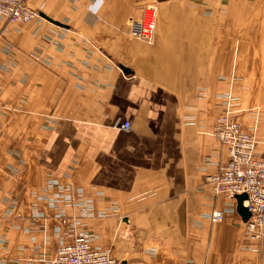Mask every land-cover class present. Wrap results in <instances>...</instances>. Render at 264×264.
Here are the masks:
<instances>
[{
    "label": "crops",
    "instance_id": "crops-1",
    "mask_svg": "<svg viewBox=\"0 0 264 264\" xmlns=\"http://www.w3.org/2000/svg\"><path fill=\"white\" fill-rule=\"evenodd\" d=\"M147 3L152 42L127 26ZM28 4L68 27L0 17V264L79 238L123 264H264V235L207 180L229 94L264 159V0Z\"/></svg>",
    "mask_w": 264,
    "mask_h": 264
},
{
    "label": "built area",
    "instance_id": "built-area-1",
    "mask_svg": "<svg viewBox=\"0 0 264 264\" xmlns=\"http://www.w3.org/2000/svg\"><path fill=\"white\" fill-rule=\"evenodd\" d=\"M39 12L28 5L27 0H0V17L12 22L25 23L39 17ZM157 24V10L154 5L146 8L141 20L131 19L130 34L140 40L152 42ZM234 102L226 107L217 118L214 135L229 153L228 162L216 175L207 176L214 193L232 195L246 193L245 204L251 216L246 222L256 238L264 235V159L257 155L258 139L247 131L236 118ZM128 127L129 123L126 122ZM215 222L224 220V212L213 213ZM42 264H123L108 251L94 248L87 240L77 239L59 247L54 259H44Z\"/></svg>",
    "mask_w": 264,
    "mask_h": 264
},
{
    "label": "water",
    "instance_id": "water-1",
    "mask_svg": "<svg viewBox=\"0 0 264 264\" xmlns=\"http://www.w3.org/2000/svg\"><path fill=\"white\" fill-rule=\"evenodd\" d=\"M40 15L47 18L48 20H50L53 23H56V24L63 26V27H68L67 25H65L59 21H56V20H54V19H52V18H50L44 14H40ZM121 67L127 74L131 73V69L124 67V66H121ZM235 198H236L237 203H238V206H237L238 212L242 216L244 222L246 223L251 216V213H250L248 207L245 205L248 201V195L246 193L236 194Z\"/></svg>",
    "mask_w": 264,
    "mask_h": 264
},
{
    "label": "rangeland",
    "instance_id": "rangeland-1",
    "mask_svg": "<svg viewBox=\"0 0 264 264\" xmlns=\"http://www.w3.org/2000/svg\"><path fill=\"white\" fill-rule=\"evenodd\" d=\"M27 2H28V0H27ZM29 5V4H28ZM151 5H154L155 6V4L153 3H147V4H144V8H143V14H142V16L140 17V18H131V19H138V20H141L143 17H144V14H145V11H146V8L148 7V6H151ZM30 6V5H29ZM31 7V6H30ZM32 8V7H31ZM37 11V10H36ZM38 12V11H37ZM39 15H40V13H39ZM130 19V20H131ZM130 20H129V22H128V24H127V26H128V31L130 32V28H129V23H130ZM156 26H157V24H156ZM156 31V30H155ZM228 101H232V102H235L234 101V98L232 97V95H228L227 96V102ZM234 106H235V104H234ZM226 107V106H225ZM236 112H237V110L235 109V108H233ZM58 255V254H57ZM54 259V258H48V257H46V256H42V257H40V258H38V260H37V262H38V264H42V260H44V259Z\"/></svg>",
    "mask_w": 264,
    "mask_h": 264
}]
</instances>
